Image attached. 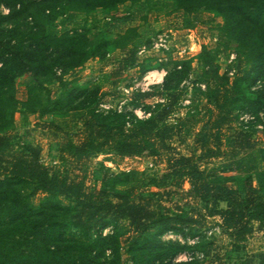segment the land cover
<instances>
[{"label": "trees", "instance_id": "trees-1", "mask_svg": "<svg viewBox=\"0 0 264 264\" xmlns=\"http://www.w3.org/2000/svg\"><path fill=\"white\" fill-rule=\"evenodd\" d=\"M141 1L0 0V7L8 11L0 14V264H194L173 263L186 247L165 243L162 236L191 235L205 219H218L236 245L264 231V147H257L247 131L223 144L224 128L231 129L237 111L264 110V0H165L186 14L205 10L218 15L222 33L236 46L232 85L213 92L206 122L187 155L173 146L184 141L182 119L168 123L167 118L178 103L177 89L189 71L188 62L164 77L161 90L134 95V106L164 98L146 118L101 110L105 98L114 93L100 87L79 89L72 84L55 100L39 95L44 83H59L66 72L92 57H105L107 34L118 27L115 21L127 18L107 19L93 42L77 29L49 32L50 24L60 19L65 25L75 13L116 12L122 4ZM135 55V49H128L113 75L120 77L136 62ZM23 78L26 98L20 101L16 82ZM62 104L83 117L76 141L60 143L61 161L80 163L105 153L120 159L164 158V172L136 196L106 188L91 192L83 179L44 165L39 147H14L10 130L15 112L44 117L58 112ZM217 159L218 165H207ZM235 174L243 175L241 183L232 184ZM173 197L192 203L190 212L178 205L166 207ZM107 228L111 232L102 235ZM193 246L201 256H208L213 247L205 241ZM257 264H264V258Z\"/></svg>", "mask_w": 264, "mask_h": 264}, {"label": "rangeland", "instance_id": "rangeland-1", "mask_svg": "<svg viewBox=\"0 0 264 264\" xmlns=\"http://www.w3.org/2000/svg\"><path fill=\"white\" fill-rule=\"evenodd\" d=\"M3 9L7 11L0 7V14H6ZM113 17H126L127 20L115 21L118 27L107 34V55L103 58L92 57L76 70L66 72L59 83H44L39 95L55 100L63 94L66 95L72 84L77 85L79 89L100 87L114 93L105 98L102 103L104 106L111 107L112 110L133 112L141 118H146L150 115L149 112L155 110L156 103L164 102V98L149 99L134 106V95L161 90L164 77L174 70H180L181 63L188 62L189 71L177 89L180 94L178 103L167 122L173 123L174 119H182L184 141H176L173 146L179 152L189 154L195 135L206 122L205 115L211 107L213 92L229 88L234 79L236 46L221 31L223 19L205 10L186 14L177 11L174 4L165 0H142L138 4H122L116 12L96 9L89 14L75 13L73 19L65 25L60 19L50 24L48 31L77 29L85 32L88 40L93 42L104 22ZM128 49L136 50V62L120 77H115L113 71ZM204 60H208L209 64L203 65ZM144 69L146 71H143ZM61 73V70L57 71L58 76ZM24 80L25 78L16 82L17 98L20 101L26 98L25 88L21 85ZM258 87L259 84L252 90ZM247 94L250 99H254L252 94ZM63 99L66 103V98ZM63 105H59L58 112L44 117L15 112L10 130L14 147L17 149L24 144L39 147L41 162L44 165L60 175L83 179L91 192L106 188L110 191H132L136 196L149 188L151 178L164 172V158L120 159L112 153H105L96 154L80 163H75L69 158L61 161L58 156L59 145L65 141H76L83 117L82 112H69ZM236 113L238 118L231 129L224 128L223 144L225 145L227 139L233 140L236 133L247 131L252 135L251 140L255 141L257 147L263 148L264 110L258 114L250 109ZM246 125L252 127L248 128ZM219 163L221 159L211 160L207 165L213 167ZM235 177L236 181L232 184L241 183L243 175L235 174ZM187 189L188 186L185 185L184 190ZM62 203L67 205L66 201ZM187 204L186 200L179 197H173L164 203L171 209H176L178 205L185 213H189L192 203ZM191 231L188 232H191V235L181 236L182 242L162 239L165 243H180L186 247L173 263L213 264L216 260L219 264H257L264 258V231L254 232L242 245L231 242L227 233L220 229L218 219H205ZM110 232L111 228H107L102 231V235ZM193 233H196L198 241L210 242L213 245L208 256H201L192 249L196 238H192ZM108 255L107 253L106 257Z\"/></svg>", "mask_w": 264, "mask_h": 264}, {"label": "built area", "instance_id": "built-area-1", "mask_svg": "<svg viewBox=\"0 0 264 264\" xmlns=\"http://www.w3.org/2000/svg\"><path fill=\"white\" fill-rule=\"evenodd\" d=\"M3 10H4V9H3ZM4 13H7V11L4 10ZM99 108H100L101 110H109V109H111V107L104 106L103 104H101V105L99 106ZM118 112H121V111L118 110ZM138 117H139V116H138ZM139 118H141V117H139ZM150 166H151V165H150ZM162 239H163V240H167V241H169V240H172V241L177 240L178 242H182V241H183L182 238H181L180 236L175 235V234L172 233V232H167L166 234H164V235L162 236ZM197 241H198V238L196 237V238L194 239V241H193V244L196 243Z\"/></svg>", "mask_w": 264, "mask_h": 264}]
</instances>
